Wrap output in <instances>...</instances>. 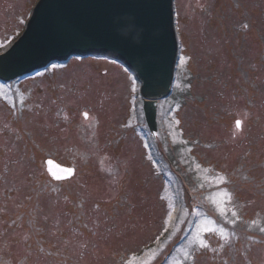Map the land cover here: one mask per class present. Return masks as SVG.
Listing matches in <instances>:
<instances>
[{
  "label": "rangeland",
  "instance_id": "374dc122",
  "mask_svg": "<svg viewBox=\"0 0 264 264\" xmlns=\"http://www.w3.org/2000/svg\"><path fill=\"white\" fill-rule=\"evenodd\" d=\"M32 2L0 0V53ZM175 30L174 93L152 129L116 61L0 81V264H264V0H175Z\"/></svg>",
  "mask_w": 264,
  "mask_h": 264
},
{
  "label": "water",
  "instance_id": "95a60500",
  "mask_svg": "<svg viewBox=\"0 0 264 264\" xmlns=\"http://www.w3.org/2000/svg\"><path fill=\"white\" fill-rule=\"evenodd\" d=\"M71 57L121 63L139 82L145 120L154 128L157 100L170 93L178 58L173 0H33L22 33L0 54V80ZM45 165L53 179L73 176L51 159Z\"/></svg>",
  "mask_w": 264,
  "mask_h": 264
},
{
  "label": "snow or ice",
  "instance_id": "6c2138e0",
  "mask_svg": "<svg viewBox=\"0 0 264 264\" xmlns=\"http://www.w3.org/2000/svg\"><path fill=\"white\" fill-rule=\"evenodd\" d=\"M240 123H241L240 121L236 122L237 128L240 127ZM67 171H71V170H67ZM57 178H59V177H57ZM205 231H210V230L209 229H205ZM261 231H264V228H262ZM195 239L199 242V246L201 248H206L207 247V245L205 244L204 240L201 239L199 235H197L195 237ZM184 255H185V258H186L184 264H195V253H192L190 259H189V253L185 252ZM152 259H155V256H153ZM146 264H148V262H146Z\"/></svg>",
  "mask_w": 264,
  "mask_h": 264
},
{
  "label": "bare ground",
  "instance_id": "6f19581e",
  "mask_svg": "<svg viewBox=\"0 0 264 264\" xmlns=\"http://www.w3.org/2000/svg\"><path fill=\"white\" fill-rule=\"evenodd\" d=\"M176 20H177V22H178V18L176 17ZM172 95V94H171Z\"/></svg>",
  "mask_w": 264,
  "mask_h": 264
},
{
  "label": "trees",
  "instance_id": "16d2710c",
  "mask_svg": "<svg viewBox=\"0 0 264 264\" xmlns=\"http://www.w3.org/2000/svg\"><path fill=\"white\" fill-rule=\"evenodd\" d=\"M190 208H191V205H190Z\"/></svg>",
  "mask_w": 264,
  "mask_h": 264
}]
</instances>
